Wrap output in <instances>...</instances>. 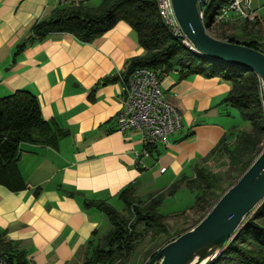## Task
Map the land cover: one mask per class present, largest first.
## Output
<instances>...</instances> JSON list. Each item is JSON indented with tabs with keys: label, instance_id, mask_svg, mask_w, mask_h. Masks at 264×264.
<instances>
[{
	"label": "crops",
	"instance_id": "1",
	"mask_svg": "<svg viewBox=\"0 0 264 264\" xmlns=\"http://www.w3.org/2000/svg\"><path fill=\"white\" fill-rule=\"evenodd\" d=\"M80 1L101 2L0 0V97L30 91L58 134L49 144L21 143L18 165L25 189L13 192L0 185V236L23 249L29 264H83L88 241L102 237L106 223L102 211L83 206L84 199L108 202L130 184L136 192L146 191L155 166L168 173L162 188L181 174L191 176L231 126L215 107H222L230 90L222 78L166 73L161 88L180 111L182 126L138 162L144 149L140 131L121 132L115 122L127 64L145 53L130 25L118 21L92 42L52 32L16 52L35 21ZM253 7L256 20L232 22L233 33L264 44V0H253Z\"/></svg>",
	"mask_w": 264,
	"mask_h": 264
},
{
	"label": "trees",
	"instance_id": "2",
	"mask_svg": "<svg viewBox=\"0 0 264 264\" xmlns=\"http://www.w3.org/2000/svg\"><path fill=\"white\" fill-rule=\"evenodd\" d=\"M217 2L208 0L204 8L202 20L207 28L213 16L228 1ZM118 21L126 22L135 30L138 42L145 50L142 56L129 60L124 76L137 67H147L156 71L160 78L172 71L177 72L180 79L193 74L220 77L230 82V90L222 103L235 108L241 122L247 123L250 128L231 125L210 153L195 166L191 176L181 174L168 187L145 199L136 195L135 185L125 187L118 194L122 202L121 210L106 200L84 199L83 206H93L102 211L111 228L99 239L88 241L90 252L83 264H125L146 233H166L165 214L160 207L167 196L175 194L181 187H186L194 195L190 208L198 205L203 212L194 222L196 224L218 199L224 181L204 162L215 154H223L230 162L231 171L242 174L264 146V103L258 76L242 67L207 58L182 44L160 19L156 0H101L95 6L80 1L58 7L48 17L32 24L29 35L17 45L16 52L52 32L68 33L81 42H92ZM226 26L217 25L214 36L264 51L263 43L230 34ZM113 79L111 77L104 82ZM57 137L51 124L42 118L37 97L30 91L17 89L0 97V185L13 192L25 189L26 183L18 165L21 143L49 144ZM150 148L147 146V149ZM262 219L264 202L210 264H264ZM0 254L9 264H29L25 251L3 236H0Z\"/></svg>",
	"mask_w": 264,
	"mask_h": 264
},
{
	"label": "water",
	"instance_id": "3",
	"mask_svg": "<svg viewBox=\"0 0 264 264\" xmlns=\"http://www.w3.org/2000/svg\"><path fill=\"white\" fill-rule=\"evenodd\" d=\"M208 0H171L174 16L193 50L242 67L260 79L264 103V51L211 35L201 12ZM264 202V146L239 178L192 227L159 246L146 264H210Z\"/></svg>",
	"mask_w": 264,
	"mask_h": 264
},
{
	"label": "built area",
	"instance_id": "4",
	"mask_svg": "<svg viewBox=\"0 0 264 264\" xmlns=\"http://www.w3.org/2000/svg\"><path fill=\"white\" fill-rule=\"evenodd\" d=\"M227 1V4L213 16L210 27L206 28L213 36L210 29H215L217 25L239 20L253 22L257 18L253 0ZM58 2L66 4L70 0H58ZM156 8L160 19L173 36L193 50L174 16L171 0H156ZM200 14L203 19V11ZM122 83V107L116 115V128L121 132L133 129L140 131L141 141L144 144L142 152L137 154L140 162L139 158L149 153L147 146L166 144L168 137L181 128V114L174 105L166 101L161 88V78L156 71L147 67H137L122 77ZM161 170L164 171L165 168ZM0 264H9L1 254Z\"/></svg>",
	"mask_w": 264,
	"mask_h": 264
},
{
	"label": "rangeland",
	"instance_id": "5",
	"mask_svg": "<svg viewBox=\"0 0 264 264\" xmlns=\"http://www.w3.org/2000/svg\"><path fill=\"white\" fill-rule=\"evenodd\" d=\"M217 1L219 0H216V2ZM253 22L248 21V23ZM230 24H227L225 29H227L228 33L234 34L233 32H235V29H233L232 24ZM210 32H212L214 35L217 33L216 29H210ZM222 80L230 86L229 81H226L224 79ZM215 107H219V110L224 112L223 121L227 124L229 123V125H238V127L241 129L248 130L250 128L247 123L241 122L238 111L235 108L226 104H223L222 107L220 104H218ZM204 165L213 172L220 174L224 178L222 188L218 194L219 196L223 193V191L229 188L241 175L238 174V171H231L230 162L223 154L218 153L213 155L204 162ZM159 168L160 166H155L149 172L152 178L151 185L149 183L150 187L146 189V191H137L136 195L138 194V197L145 199L149 195L156 193L158 190L162 189V187L165 186L163 184V179L166 178L168 173H161L159 171ZM194 170L195 169H193V171ZM193 201L194 195L186 187H181L175 194L167 196L164 199L162 206L160 207V211L165 214L164 221L167 224V232L160 235H155L152 231L146 233L143 238L137 242L134 251L129 256L125 264H146V261L151 257L152 253L159 246L171 240L182 231L192 227L194 225V222L203 214L198 205L190 208V205ZM108 203L113 205L118 210H121L122 208V202L118 198L110 199ZM254 212L251 213L250 217ZM105 220L106 223L102 224L100 228V231L103 234L108 232V230L111 228V224L107 216H105ZM261 221L264 222V219H262Z\"/></svg>",
	"mask_w": 264,
	"mask_h": 264
}]
</instances>
